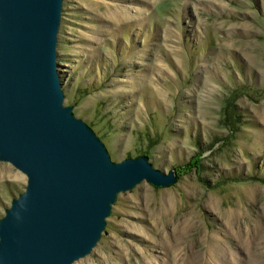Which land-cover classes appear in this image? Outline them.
I'll use <instances>...</instances> for the list:
<instances>
[{
	"label": "rangeland",
	"instance_id": "1",
	"mask_svg": "<svg viewBox=\"0 0 264 264\" xmlns=\"http://www.w3.org/2000/svg\"><path fill=\"white\" fill-rule=\"evenodd\" d=\"M56 51L63 105L111 161L177 177L119 194L73 264H264V0H63ZM25 187L0 162V219Z\"/></svg>",
	"mask_w": 264,
	"mask_h": 264
},
{
	"label": "water",
	"instance_id": "2",
	"mask_svg": "<svg viewBox=\"0 0 264 264\" xmlns=\"http://www.w3.org/2000/svg\"><path fill=\"white\" fill-rule=\"evenodd\" d=\"M63 0H0V162L26 178L0 219V264H73L97 246L117 196L174 171L146 155L111 161L64 106L57 72Z\"/></svg>",
	"mask_w": 264,
	"mask_h": 264
},
{
	"label": "bare ground",
	"instance_id": "3",
	"mask_svg": "<svg viewBox=\"0 0 264 264\" xmlns=\"http://www.w3.org/2000/svg\"><path fill=\"white\" fill-rule=\"evenodd\" d=\"M225 214L227 215V217H228L229 220L232 218L233 213H231L230 211H226ZM227 226L229 227V229H232V230L235 231V233H234L235 235H239L241 237V239L244 240L243 241L244 244L246 243L245 242L246 241V238L249 237L248 236L249 233H248V231L246 229H243V228H239V230L238 229H234L233 227L230 226L229 222H227ZM210 239H211L212 242L216 243V238L214 236H211ZM210 245H212V244H210ZM213 247H214L213 245L212 246H209L208 247V250L206 251V253L208 254V259L209 260L215 261L217 259L216 258L217 255L213 252V249H212ZM218 260H220V259H218Z\"/></svg>",
	"mask_w": 264,
	"mask_h": 264
},
{
	"label": "trees",
	"instance_id": "4",
	"mask_svg": "<svg viewBox=\"0 0 264 264\" xmlns=\"http://www.w3.org/2000/svg\"><path fill=\"white\" fill-rule=\"evenodd\" d=\"M143 155H144V154H141V156H143ZM188 166H189V165H188ZM188 166H187V167H188Z\"/></svg>",
	"mask_w": 264,
	"mask_h": 264
}]
</instances>
